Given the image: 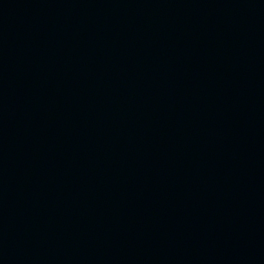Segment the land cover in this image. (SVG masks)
I'll use <instances>...</instances> for the list:
<instances>
[{
    "label": "water",
    "instance_id": "95a60500",
    "mask_svg": "<svg viewBox=\"0 0 264 264\" xmlns=\"http://www.w3.org/2000/svg\"><path fill=\"white\" fill-rule=\"evenodd\" d=\"M0 264H264V0H0Z\"/></svg>",
    "mask_w": 264,
    "mask_h": 264
}]
</instances>
